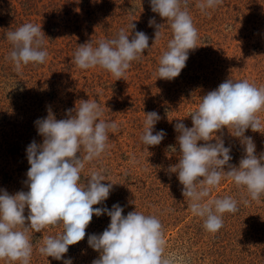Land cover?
<instances>
[{
	"label": "rangeland",
	"instance_id": "obj_1",
	"mask_svg": "<svg viewBox=\"0 0 264 264\" xmlns=\"http://www.w3.org/2000/svg\"><path fill=\"white\" fill-rule=\"evenodd\" d=\"M199 2L188 0L199 35L197 47L189 50L180 75L165 80L156 73L172 33L167 20L152 12L150 0H0V194L29 191L27 147L33 141L41 145L44 139L35 122L46 118L49 110L57 120L67 119V110L92 99L103 108V119L117 124L114 132L109 131L106 153L86 164L81 173L86 184L90 170L103 168L109 181L101 183H115L108 199L94 208L111 210L119 204L124 216L135 210L156 216L163 226L164 254L174 257L175 264H264V194L251 200L246 189L222 179L208 199L232 196L239 202L238 211L224 213L223 227L210 233L203 219L192 214L177 173L169 171L180 155L174 126L178 121L193 126L189 114L201 98L228 79L264 86V0H221L206 12L197 7ZM150 19L155 20L153 26H149ZM25 23L41 25L48 56L43 64L29 63L17 71L7 58L12 45L6 33ZM131 23L135 28L130 29L129 40L142 31L149 37V49L132 62L123 78L99 67L81 70L75 66L78 46L93 42L96 47L101 39L114 38L121 28L127 31ZM156 25L163 27L154 43ZM152 111L161 117L153 134L164 130L166 135L158 146H144L140 140L144 113ZM259 115L264 120V112ZM216 135L231 149L229 164L238 167L246 155L240 138L226 127ZM245 136L252 137L257 158L264 154V133L249 128ZM203 143L198 141V145ZM224 170H229L227 165ZM29 211L26 207V217ZM29 224L26 220L25 226ZM109 224L107 214L93 215L85 238L69 246L61 260L43 256L38 249L43 238L60 234L62 225L30 232V264H64L67 259L72 264H92L100 252L89 246L88 237L102 234ZM0 264L20 262L0 259Z\"/></svg>",
	"mask_w": 264,
	"mask_h": 264
},
{
	"label": "clouds",
	"instance_id": "obj_2",
	"mask_svg": "<svg viewBox=\"0 0 264 264\" xmlns=\"http://www.w3.org/2000/svg\"><path fill=\"white\" fill-rule=\"evenodd\" d=\"M220 3L221 0H200L197 7L206 12ZM150 6L152 12L167 20L172 33L167 50L159 59L157 78L172 80L186 66L189 50L197 47L198 30L188 11V0H150ZM154 24L155 20L150 19L149 26ZM162 27L156 25L154 43L160 39ZM134 28L132 23L127 31L121 28L114 38L101 39L96 47L93 42L78 46L73 57L75 66L81 70L99 67L117 79L123 78L132 62L149 49V37L142 31H136L129 40V31ZM6 39L12 45L7 58L17 71L29 63L39 65L46 61L48 52L41 25L25 23L8 31ZM261 112H264V86L228 79L200 99L196 110L189 114L192 127L180 121L174 126L179 133L176 139L180 155L179 162L170 166L169 171L177 173L192 214L203 219V227L210 233L223 227L224 213L238 211L239 202L232 196L208 199L222 179H231L238 188L246 189L251 200H259L264 194V154L257 158L252 137L245 136L249 128L264 133ZM67 113L69 118L57 120L49 110L46 118L35 122L38 134L44 139L41 145L33 141L27 147L29 191L0 194V259L30 264L33 243L29 233L62 225V232L43 238L38 249L43 256L61 260L69 246L85 238L93 215L107 214L108 228L100 235L88 237L89 246L100 252L92 264H175L174 257L164 254L163 226L156 216L137 210L124 216L119 204H114L111 210L93 207L108 199L115 183H101L108 180L103 168L90 170L86 184L81 173L86 164L106 153L109 131L114 132L117 124L103 119V108L92 99L79 101ZM144 115L142 145L158 146L166 135L164 130L153 134L154 125L161 117L155 111ZM225 127L244 145L246 155L238 167L229 164L231 149L216 135ZM213 140L214 143L210 142ZM198 141L205 143L198 145ZM169 148L176 152L174 146ZM225 165L228 171L224 170ZM248 202L247 198L243 199L244 204ZM26 207L30 210L27 217ZM26 220L30 222L28 226ZM64 264H72L71 259L64 260Z\"/></svg>",
	"mask_w": 264,
	"mask_h": 264
}]
</instances>
